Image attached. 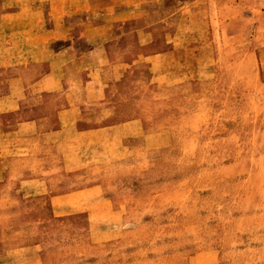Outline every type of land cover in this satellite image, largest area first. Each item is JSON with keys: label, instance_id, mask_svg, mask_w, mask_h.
<instances>
[{"label": "rangeland", "instance_id": "1", "mask_svg": "<svg viewBox=\"0 0 264 264\" xmlns=\"http://www.w3.org/2000/svg\"><path fill=\"white\" fill-rule=\"evenodd\" d=\"M251 32L226 37L230 47L220 33H185L157 84L143 66L129 113L142 129L21 197L32 222L11 223L0 206V264H264V32ZM91 186L68 199L105 206H51Z\"/></svg>", "mask_w": 264, "mask_h": 264}, {"label": "crops", "instance_id": "2", "mask_svg": "<svg viewBox=\"0 0 264 264\" xmlns=\"http://www.w3.org/2000/svg\"><path fill=\"white\" fill-rule=\"evenodd\" d=\"M263 10L264 0H0V206L12 210L8 221L32 222L17 210L21 197L55 189L88 149L110 158L117 151L105 144L124 147L142 129L129 113L131 86L147 79L143 66L157 84L189 46L185 33H220L230 47L226 37L264 32ZM95 190L51 195V206H105L68 199Z\"/></svg>", "mask_w": 264, "mask_h": 264}]
</instances>
